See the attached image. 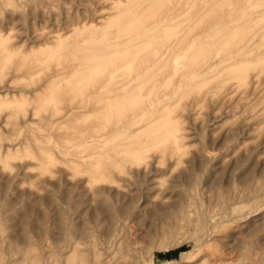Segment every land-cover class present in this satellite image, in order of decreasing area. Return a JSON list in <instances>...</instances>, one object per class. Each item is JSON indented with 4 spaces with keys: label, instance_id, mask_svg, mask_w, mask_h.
Returning <instances> with one entry per match:
<instances>
[{
    "label": "rangeland",
    "instance_id": "1",
    "mask_svg": "<svg viewBox=\"0 0 264 264\" xmlns=\"http://www.w3.org/2000/svg\"><path fill=\"white\" fill-rule=\"evenodd\" d=\"M0 264H264V0H0Z\"/></svg>",
    "mask_w": 264,
    "mask_h": 264
}]
</instances>
